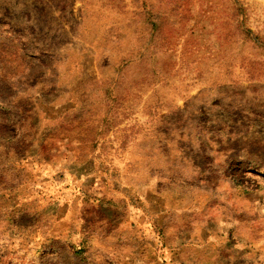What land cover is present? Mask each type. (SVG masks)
I'll return each instance as SVG.
<instances>
[{
	"label": "rangeland",
	"instance_id": "1",
	"mask_svg": "<svg viewBox=\"0 0 264 264\" xmlns=\"http://www.w3.org/2000/svg\"><path fill=\"white\" fill-rule=\"evenodd\" d=\"M0 264H264V0H0Z\"/></svg>",
	"mask_w": 264,
	"mask_h": 264
},
{
	"label": "trees",
	"instance_id": "2",
	"mask_svg": "<svg viewBox=\"0 0 264 264\" xmlns=\"http://www.w3.org/2000/svg\"><path fill=\"white\" fill-rule=\"evenodd\" d=\"M49 247L52 246V249L54 248V243L53 244H49L48 245ZM75 254L80 257L81 259H84L86 258V255H85V252H87L86 248L84 247H78V248H75L74 250Z\"/></svg>",
	"mask_w": 264,
	"mask_h": 264
}]
</instances>
